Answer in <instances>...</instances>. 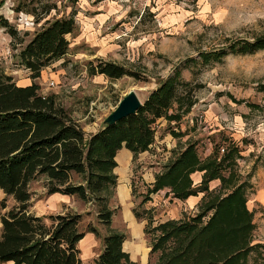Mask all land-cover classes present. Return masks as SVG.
I'll list each match as a JSON object with an SVG mask.
<instances>
[{
    "label": "rangeland",
    "instance_id": "rangeland-1",
    "mask_svg": "<svg viewBox=\"0 0 264 264\" xmlns=\"http://www.w3.org/2000/svg\"><path fill=\"white\" fill-rule=\"evenodd\" d=\"M19 4L37 6L38 13L44 4L55 7L37 21V16L25 9L17 11ZM1 16L19 31V38L14 39L0 23V61L6 72L19 80L30 77L29 70L20 64L19 52L34 33L47 19L75 18L76 30L67 35L69 52L46 67L35 82L40 84L41 94L57 96L87 137L103 127L104 119L131 89L143 104L170 77L176 78L181 92L193 89V107L183 112L175 103L169 113L180 114L176 123L161 127L159 118L154 124L155 133H181V147L195 142L203 160L217 142L239 146L242 157L235 166L238 182L249 184L254 243L264 245V49L253 53L237 51L264 37V0H0ZM100 60L123 65L135 76L113 79L90 74L89 63ZM173 158L174 155L166 162L159 155L157 161L167 165ZM140 171H135L132 181L134 210L147 221L145 243L149 246L159 234L155 229L159 223L194 216L204 201L229 191L221 188L220 179H215L208 191L199 193L202 197L194 206L182 200L174 203L175 198L166 189L145 199L151 186L142 180ZM74 180H79L77 175ZM46 183L44 176L29 183L30 210L37 214L81 213L80 229L96 226L103 246V236L111 231V224L104 223L99 214L103 206L111 208L115 186L91 201L78 195L54 201ZM102 195L106 199L102 200ZM4 197L7 208L2 212L16 205L12 196L0 191V198ZM89 238L80 243L81 257L86 264H95L86 255V249L91 248ZM260 251L251 252L245 264H264V247ZM159 255L160 252L153 253L149 264H154Z\"/></svg>",
    "mask_w": 264,
    "mask_h": 264
},
{
    "label": "trees",
    "instance_id": "trees-1",
    "mask_svg": "<svg viewBox=\"0 0 264 264\" xmlns=\"http://www.w3.org/2000/svg\"><path fill=\"white\" fill-rule=\"evenodd\" d=\"M54 7L44 4L38 13L37 6L27 8L26 4H19L16 10L25 9L36 15L38 21ZM0 21L12 38H19L18 29L7 18L1 16ZM76 27L73 16L61 17L47 19L34 33L19 52L21 66L30 72L29 84H19L0 61V191L16 201V205L2 212L7 208V198H0V263L84 264L79 242L86 232L100 235L98 228L89 225L81 230L83 215L75 211L44 215L32 212L29 183L44 176L49 194L78 195L91 201L95 195L116 186L114 169L119 149L126 147L135 155L147 150L154 141V124L159 118H178L179 113H169L175 103L183 112L195 104L193 89L181 92L176 78L170 77L150 93L135 114L103 125L87 137L57 96L41 94L40 84L34 81L46 67L67 55V35ZM260 49H264V37L240 46L237 51L253 53ZM88 70L90 74L100 73L113 79L135 76L113 61L90 62ZM240 157L241 150L234 142H217L205 160L195 142L178 147L174 158L148 188L145 199L165 188L174 197L187 199L208 191L215 179H220L221 188L229 191L204 201L194 216L159 223L155 227L159 234L151 245V254L160 252L154 264H245L251 252H261L264 245L254 243L253 238L255 223L254 211L248 207L249 184L238 182L235 170ZM196 171L204 172L198 186L192 179ZM75 175L78 181L74 180ZM106 197L102 195L101 199ZM113 214L114 210L103 206L99 216L110 225ZM135 214L140 217L136 211ZM125 239L126 235L119 231L104 236L97 263L136 264L123 250Z\"/></svg>",
    "mask_w": 264,
    "mask_h": 264
},
{
    "label": "crops",
    "instance_id": "crops-1",
    "mask_svg": "<svg viewBox=\"0 0 264 264\" xmlns=\"http://www.w3.org/2000/svg\"><path fill=\"white\" fill-rule=\"evenodd\" d=\"M15 80L21 85H26L32 82L31 78L28 76H26L24 80H19L17 78H15ZM157 123L159 124V126L163 127L168 123L172 125L176 123V121L168 120L162 117L161 121L159 120ZM174 129L179 131L177 127H174ZM179 146H181V133L176 134V136H173V134L170 132L163 134V132L159 133V131H156L154 141L147 150L135 155L133 151L126 147H123L118 150L117 155L115 157L117 161V166L114 169V173L117 175V184L114 190L113 201H111L110 204V209L114 210L110 232L119 231L126 235V239L123 243V250L128 253L130 260L136 264H149L153 253L151 254V245L149 246L145 243V229L147 221L146 219H140L135 214L134 210L135 202L132 189V181L135 177V171L141 170L140 174L142 175V180L145 179L148 182V186H152L156 180L157 174L164 171L166 167V162L170 160L173 155H175V152L176 150H178ZM159 155L163 156L164 161H166L165 164H162L157 161ZM147 162H150L151 164L147 165ZM203 173V171H196L192 174L194 185L201 183ZM165 189L167 190V193L173 196V194L169 192L168 188ZM162 190H159L156 193H159ZM51 197H55L54 201H56L61 197H64V199H69L71 195L55 193L52 194ZM201 197L199 196V194L191 195L187 199H179L177 197H174V203H176L177 201L181 202L182 200L187 201L189 205L194 206ZM168 220L181 219L169 218L165 221ZM86 237H90L88 244L91 246L90 249H86V255H88L89 259H92L94 263L96 262L95 264H98L97 259L104 247V245L102 246L101 244V237L100 235H97L92 232L87 233L86 236L79 242V246L80 243L83 242ZM95 249H97V252L95 251ZM83 263L86 264L84 260Z\"/></svg>",
    "mask_w": 264,
    "mask_h": 264
},
{
    "label": "water",
    "instance_id": "water-1",
    "mask_svg": "<svg viewBox=\"0 0 264 264\" xmlns=\"http://www.w3.org/2000/svg\"><path fill=\"white\" fill-rule=\"evenodd\" d=\"M143 102L138 93L131 89L129 92L118 102L116 108L104 119V125H112L119 120L135 114L141 108Z\"/></svg>",
    "mask_w": 264,
    "mask_h": 264
},
{
    "label": "built area",
    "instance_id": "built-area-1",
    "mask_svg": "<svg viewBox=\"0 0 264 264\" xmlns=\"http://www.w3.org/2000/svg\"><path fill=\"white\" fill-rule=\"evenodd\" d=\"M222 151H224V149H222Z\"/></svg>",
    "mask_w": 264,
    "mask_h": 264
}]
</instances>
